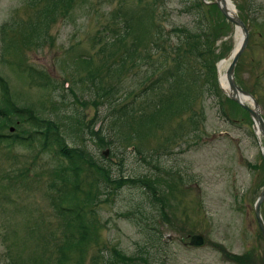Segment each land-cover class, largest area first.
<instances>
[{
  "label": "rangeland",
  "instance_id": "obj_1",
  "mask_svg": "<svg viewBox=\"0 0 264 264\" xmlns=\"http://www.w3.org/2000/svg\"><path fill=\"white\" fill-rule=\"evenodd\" d=\"M191 2L0 0V80L6 91L2 99L0 87V111L6 114L0 117V264H56L65 219L52 202L62 195L68 199L69 193L75 200H64L59 206L82 202L85 217L94 228L82 244L81 264H107L106 257L115 261L110 264H122L115 250L127 257L145 250L154 264L238 263L228 253L247 255L245 264H264V240L253 215L264 179L262 138L253 132L247 112L232 101L223 102L222 95L208 93L204 85L202 91H195L197 96L188 110L180 109L157 128H149L150 134L140 141L129 136L121 140L105 127L111 108L100 102L97 83L84 79L88 73L100 77L101 85L111 91L107 95L110 102L118 98L116 107L128 102L123 111L169 95L171 88L163 71L171 69L172 62L168 59L159 68V50L136 62L139 47L117 69L120 54L131 42L130 33L124 39L119 37L125 19L141 15L140 7L153 8L155 24L170 33L168 41L158 42L168 53L174 42L168 32L171 27L197 26ZM230 2L248 31L236 60L235 80L253 95L264 118V0ZM45 5L50 9L42 12ZM203 5L215 25L213 47L221 51L215 63L219 71L220 58L235 47L236 30L212 3ZM85 58L88 64H84ZM147 68L155 70L145 80ZM151 82H155L154 88L140 95ZM192 88L200 90L199 86ZM218 97L224 116L218 111ZM4 100L57 124L65 142L84 145L92 162L105 168L111 179L120 174L156 177V194L163 200L153 201L144 189L130 183L101 185L100 175L86 164L76 178L68 172L69 182L61 180L59 169L65 161L54 147L43 149L41 135L34 133L35 128L23 116L5 111ZM76 118L84 123L93 118L92 126L104 125L101 135L110 141L108 154L114 162L100 155L105 147H99L86 130L84 140L73 136L67 120ZM120 133L125 135L128 129L120 128ZM259 212L264 221V199ZM131 215L139 225L158 234L151 241L154 246L145 244L150 232L144 233L129 219ZM194 233L206 240L200 248L187 243ZM65 255L63 264H75L80 257L74 250Z\"/></svg>",
  "mask_w": 264,
  "mask_h": 264
},
{
  "label": "trees",
  "instance_id": "obj_2",
  "mask_svg": "<svg viewBox=\"0 0 264 264\" xmlns=\"http://www.w3.org/2000/svg\"><path fill=\"white\" fill-rule=\"evenodd\" d=\"M48 6L49 5H45L41 9L42 12L49 10L50 8H48ZM190 6L192 11L195 12L197 26L193 29L178 26L171 27L168 32H171L172 36H174V42L168 46V53H165L166 51L158 45V42L160 40L168 41L170 38V33H165L161 26L155 24L153 8H145V6L140 7L141 15L135 16L133 20L130 19V17L125 19L123 33L119 37L120 39H124L126 34L130 33L131 42L129 47L124 49L123 53L120 54L119 63L116 64L117 69L119 66L120 68L122 67L125 57L132 59L135 50H137L139 47L141 48L140 53L134 56L136 58V62H143L146 60V58L149 59V57L156 50H159L162 55V59L159 61V65H157L159 68L162 66V64H165L166 60L168 59L172 62L171 69L166 68L163 71L166 78L165 80L170 85L171 93L163 97L162 100H154V102H151V104L150 102H146L145 105L138 103L136 107L131 106L129 110H134V112L129 110L123 111L121 110L122 107L127 106L128 102H123V105L117 107L115 105H117L119 102L118 98H115L110 102L111 98H109L107 95L110 94L111 91L106 85L104 87L101 85L100 77H94L91 73H88L84 78L85 80L89 79L90 83H97V92H101V95H99V98H101L100 102L105 104V108H111V112L109 111L107 115L108 117L105 127L108 129L111 135L115 136V138H120L122 140L127 139L129 136L128 138L135 141L142 140V138L150 134L149 128H157L160 123H162V121L171 118V115H175L180 109L188 110L190 104L195 101L197 96L195 91H202L204 89V85L205 90H207L208 93H214L216 96L221 94L216 84L214 70V63L217 59H219L221 54V51H218L217 48L213 47L215 36L212 34V30H214L215 25L205 14V11L203 10L204 5L201 1L193 0ZM209 7L211 6H205V8ZM150 27L153 28V33L151 32ZM4 28L5 26L2 25L1 32L4 30ZM215 32H217V29ZM192 58L195 60H192ZM83 61L84 64H88L89 59L85 58ZM152 65L154 66V64ZM197 65H199V68H197ZM149 70L150 69L147 68V71ZM154 70L155 69L152 68L148 74H152ZM33 74L34 72H32L30 75ZM148 77H150V74L147 77H144L145 80ZM44 83L46 84V82ZM44 83H41L40 85L44 86ZM150 84H148L147 87H143L141 89L140 95L146 94V90L154 88L155 82H151ZM197 86L200 87V90L193 91L192 87L195 88ZM0 87L3 99L4 96H6V91L4 88V83L1 80ZM125 94H123L122 97H124ZM222 101L228 103L229 100L225 97H222ZM4 103L6 104L5 111L10 110L19 116H23L24 120H26L35 128L34 133L38 132L41 135L42 143L40 145L43 149H47V147H54L55 154L65 161V165L59 169L61 174L58 175L60 176L61 180L64 181L66 179V182H69V179L66 175L68 172L74 176V178H76L82 170V165L86 164L90 169H93L96 175H100L99 178L101 180L99 182L101 185L102 183L109 184L112 182L116 186L122 185L123 183H130L137 185V188L144 189L147 193H149V198L153 201L163 200L162 198L157 197L156 194V177H151L150 179L148 178L149 176L144 174L142 176L136 177H122V174H120V177L111 179L105 168L92 162L91 155L86 151L84 145L69 146L65 142L59 128L57 127V124L49 120L39 119L32 113L31 110L29 111L25 107L12 106L7 100H4ZM217 105L219 109L218 111L222 114V116H224L225 113L221 108V99L219 97L217 100ZM4 116H6L4 110L0 111V117ZM83 121L77 118L70 122L67 120V123L73 132V136L76 138L79 135V137L84 140L86 130L87 134L95 139L99 147L104 146L109 148L108 146L110 145V141L104 135H101L102 127L104 128V125L96 124V127L92 126V118L88 120L87 123H84ZM120 128L128 129V133L125 135L121 134ZM139 154L140 151H138V155ZM110 155L111 153L106 157L103 155L101 156L111 162H114L115 158L111 157ZM159 181H161V179ZM66 196L67 195H62L59 201L57 199L56 203L52 202L54 206L59 207L58 211L65 219V225L61 232L62 240L57 246L58 254L56 258V264H63L66 258L65 254L68 250H74L79 253L80 257H77L75 264H81V253L83 252L81 247L83 246L82 244L88 240V233L94 230L93 223L91 219H86L85 211L82 210L81 206L82 202L80 203L77 201L76 203H71L70 205L65 204L60 207L59 204H61V202L64 200L67 202H72L75 200L74 195L71 193H69L68 199H66ZM86 197L89 198L88 195ZM86 201L88 202V200ZM136 212L143 214L138 209ZM64 214L67 215V217H65ZM129 219H133V222L139 225L135 220L134 215L129 216ZM139 226L144 233L150 232L146 238L145 244H152L151 241H154V237H158V234L156 235V233L153 231V229H150V227L142 225ZM73 232H76L74 236ZM152 246L154 245L152 244ZM114 252L119 262L122 264H141L138 263V261H141L143 264H149L150 262V255H148L145 250L139 251V255L135 257L123 256L116 250ZM230 257L232 259H236V262H238L237 264H245L246 260L248 259V256L246 255L244 257V254L240 256L232 255ZM105 261L107 264L115 262L111 258L109 259V257H106ZM41 263L42 262L39 264ZM154 263V261L150 262V264Z\"/></svg>",
  "mask_w": 264,
  "mask_h": 264
},
{
  "label": "water",
  "instance_id": "obj_3",
  "mask_svg": "<svg viewBox=\"0 0 264 264\" xmlns=\"http://www.w3.org/2000/svg\"><path fill=\"white\" fill-rule=\"evenodd\" d=\"M222 16L232 23L235 27L239 28L241 41L237 47V49L232 53V55L229 57V62L227 64L226 70H225V79L227 84V90L223 92L225 95L235 101L237 104H239L243 109L247 111L249 114L251 120H252V128L253 131H258L262 138H263V145L260 149L261 155L263 157V172H264V121L260 116L259 108L257 102L254 100V98L246 91L239 88L233 78V67L236 62L237 57L241 53L245 42L247 38V30L242 21L237 17V15L234 12H229L227 7L225 6V0H213L212 1ZM245 102L248 103V105L245 104ZM107 151L103 150L102 154H106ZM264 198V182L262 189L260 190L253 206L254 210V216L258 225V228L260 230V233L264 239V225L261 221L260 215H259V204L261 200ZM189 244L191 246H202L204 244V239L201 235L195 234L191 235L189 238Z\"/></svg>",
  "mask_w": 264,
  "mask_h": 264
},
{
  "label": "bare ground",
  "instance_id": "obj_4",
  "mask_svg": "<svg viewBox=\"0 0 264 264\" xmlns=\"http://www.w3.org/2000/svg\"><path fill=\"white\" fill-rule=\"evenodd\" d=\"M225 6L227 7V9L229 10V12H233L234 10V8H233V6L230 4V2H229V0H225ZM236 39H237V41H236V44H235V47H234V50H233V52L236 50V48H237V46H238V44H239V31L236 29ZM232 52V53H233ZM231 53V54H232ZM230 54V55H231ZM230 57V56H229ZM225 64V62H223V63H221V64H219V84H220V86L222 87V89L224 90V91H226L227 90V87H226V83H225V79H224V75L222 74V72L220 71V69L223 67V65ZM257 132V134H258V131H256Z\"/></svg>",
  "mask_w": 264,
  "mask_h": 264
}]
</instances>
